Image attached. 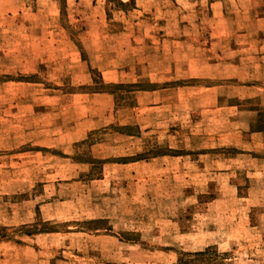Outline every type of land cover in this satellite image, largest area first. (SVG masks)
I'll list each match as a JSON object with an SVG mask.
<instances>
[{"label": "rangeland", "instance_id": "obj_1", "mask_svg": "<svg viewBox=\"0 0 264 264\" xmlns=\"http://www.w3.org/2000/svg\"><path fill=\"white\" fill-rule=\"evenodd\" d=\"M263 41L264 0H0V264H264Z\"/></svg>", "mask_w": 264, "mask_h": 264}, {"label": "crops", "instance_id": "obj_2", "mask_svg": "<svg viewBox=\"0 0 264 264\" xmlns=\"http://www.w3.org/2000/svg\"><path fill=\"white\" fill-rule=\"evenodd\" d=\"M263 20V19H259ZM258 20V21H259ZM262 30V29H260ZM263 32V30H262ZM246 38V36H244ZM257 57L256 62L257 64L254 66H246L243 73H241L240 76L235 77L238 78V95H231V97H228L230 99H238V100H255L257 104L255 105L254 110H247L249 113L253 114L255 116V121H253L252 125H256L258 122V114H260L262 118V122L260 123V128H255V132H257L255 135H262L264 133V41L263 46L260 48V51H256ZM250 68H253V70H249ZM229 88V86H215L207 88V91H215L216 92V103L218 105V102L220 98H222L223 95H221L220 90ZM244 106L240 103H228L227 101L223 102L220 109L222 111H232L237 110L240 113H243ZM251 111V112H250ZM244 131H250L252 128L250 125L243 129Z\"/></svg>", "mask_w": 264, "mask_h": 264}]
</instances>
